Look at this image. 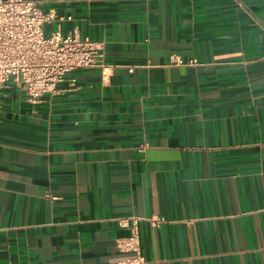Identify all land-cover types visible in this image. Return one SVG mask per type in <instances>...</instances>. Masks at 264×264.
<instances>
[{"label":"crops","instance_id":"0c3cea01","mask_svg":"<svg viewBox=\"0 0 264 264\" xmlns=\"http://www.w3.org/2000/svg\"><path fill=\"white\" fill-rule=\"evenodd\" d=\"M35 1L104 66L2 90L0 264H264V0Z\"/></svg>","mask_w":264,"mask_h":264},{"label":"built area","instance_id":"2783aa9c","mask_svg":"<svg viewBox=\"0 0 264 264\" xmlns=\"http://www.w3.org/2000/svg\"><path fill=\"white\" fill-rule=\"evenodd\" d=\"M55 19L35 0H0V94L9 82L22 88L32 104L45 93L58 92L57 85L78 69L101 67L102 44L62 35L59 29L45 35L44 25ZM74 81V79L72 80ZM137 216L118 219L130 228L116 242L119 251L131 253L115 264H146L141 255ZM157 224L158 218L149 219Z\"/></svg>","mask_w":264,"mask_h":264}]
</instances>
